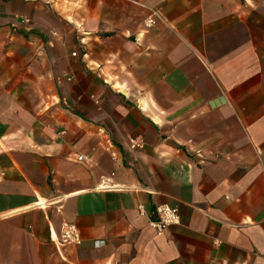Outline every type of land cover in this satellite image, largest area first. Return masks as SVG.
Wrapping results in <instances>:
<instances>
[{"label":"crops","instance_id":"0c3cea01","mask_svg":"<svg viewBox=\"0 0 264 264\" xmlns=\"http://www.w3.org/2000/svg\"><path fill=\"white\" fill-rule=\"evenodd\" d=\"M0 264H264V0H0Z\"/></svg>","mask_w":264,"mask_h":264},{"label":"built area","instance_id":"2783aa9c","mask_svg":"<svg viewBox=\"0 0 264 264\" xmlns=\"http://www.w3.org/2000/svg\"><path fill=\"white\" fill-rule=\"evenodd\" d=\"M160 13L158 11L152 12L144 19V25L146 28L154 26ZM25 21H27L25 19ZM142 141L139 138H133L130 140L131 147L141 146ZM84 159V156H77V160ZM138 210L142 211V206H138ZM179 223L178 211L175 206L169 204H159L155 206L153 215L149 220L148 224L158 236L162 235L166 228ZM80 237L77 227L73 223H64L61 228L59 236V242L65 244H79Z\"/></svg>","mask_w":264,"mask_h":264}]
</instances>
